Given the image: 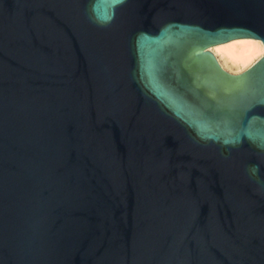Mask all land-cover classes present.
Here are the masks:
<instances>
[{"label":"water","instance_id":"water-1","mask_svg":"<svg viewBox=\"0 0 264 264\" xmlns=\"http://www.w3.org/2000/svg\"><path fill=\"white\" fill-rule=\"evenodd\" d=\"M264 0H0V264H264Z\"/></svg>","mask_w":264,"mask_h":264},{"label":"bare ground","instance_id":"bare-ground-1","mask_svg":"<svg viewBox=\"0 0 264 264\" xmlns=\"http://www.w3.org/2000/svg\"><path fill=\"white\" fill-rule=\"evenodd\" d=\"M211 54L217 58L223 70L227 71L226 68H229L238 72L246 70L257 58L261 57V54L264 55V46L253 40H248L211 47ZM231 74L238 75L240 73Z\"/></svg>","mask_w":264,"mask_h":264},{"label":"rangeland","instance_id":"rangeland-1","mask_svg":"<svg viewBox=\"0 0 264 264\" xmlns=\"http://www.w3.org/2000/svg\"><path fill=\"white\" fill-rule=\"evenodd\" d=\"M260 56H263V54H261ZM257 59H258V58H257ZM257 59H256V60H257ZM225 68H226V67H225ZM226 70L229 71V72H231V73H241V72H243V71H238V72H237V71H232V70L229 69V68H226Z\"/></svg>","mask_w":264,"mask_h":264}]
</instances>
